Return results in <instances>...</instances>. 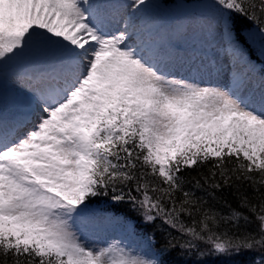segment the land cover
I'll use <instances>...</instances> for the list:
<instances>
[{"label":"snow or ice","instance_id":"obj_1","mask_svg":"<svg viewBox=\"0 0 264 264\" xmlns=\"http://www.w3.org/2000/svg\"><path fill=\"white\" fill-rule=\"evenodd\" d=\"M176 248L264 264V0H0V264Z\"/></svg>","mask_w":264,"mask_h":264},{"label":"trees","instance_id":"obj_2","mask_svg":"<svg viewBox=\"0 0 264 264\" xmlns=\"http://www.w3.org/2000/svg\"><path fill=\"white\" fill-rule=\"evenodd\" d=\"M169 3H172V0H168ZM185 3H191V0H184ZM245 23H247L245 21ZM253 58L257 59L256 55L253 54ZM258 60V59H257ZM195 174V173H193ZM230 202L232 203L233 207H235V201L231 197H229ZM94 207L98 208H104L107 206L106 204V198H99L98 200H94L93 202ZM227 211V209H224ZM187 219V218H186ZM159 222V221H158ZM190 223V221H189ZM149 232H151V229H149ZM173 235H177L176 232L173 231ZM156 237V249H160V246L163 244V236L160 232L155 233ZM206 247L205 245H201V248ZM259 253H242L239 256H234L230 260H225L223 262L221 261H215V264H246V262L251 261L255 256H258ZM163 259L168 261L169 264H183L184 261H188V264H192V261L196 260V254L193 253L191 257H189L187 254L180 255V249L176 248L171 253L166 254L163 256Z\"/></svg>","mask_w":264,"mask_h":264},{"label":"rangeland","instance_id":"obj_3","mask_svg":"<svg viewBox=\"0 0 264 264\" xmlns=\"http://www.w3.org/2000/svg\"><path fill=\"white\" fill-rule=\"evenodd\" d=\"M168 22H169V23H174V16H171V15H170V16L168 17ZM255 55H256V54H255ZM255 60H256V59H255ZM257 64H259V60H257Z\"/></svg>","mask_w":264,"mask_h":264}]
</instances>
